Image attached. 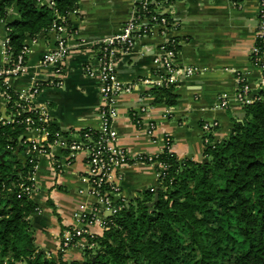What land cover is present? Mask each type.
I'll use <instances>...</instances> for the list:
<instances>
[{
	"label": "crops",
	"instance_id": "crops-1",
	"mask_svg": "<svg viewBox=\"0 0 264 264\" xmlns=\"http://www.w3.org/2000/svg\"><path fill=\"white\" fill-rule=\"evenodd\" d=\"M51 0H46L50 2ZM260 0H245L237 6L232 0H182L165 5L160 14H168L176 31L163 35L161 27L142 40L129 54L122 55L117 64L118 80L131 86V91L118 98L119 116L114 122L120 147L134 155H158L164 146V136L171 135L173 153L180 161L205 159L206 139L219 142L229 136L232 120L241 121L243 108L236 101L237 74L247 76L252 85L262 77L260 69L251 61V51L256 43ZM133 0H80V8L67 18L72 37L68 42L72 51L64 66L62 88L47 89L37 98V106H45L51 122L62 136L85 129H99L101 120V81L90 78L84 68L90 65L98 70L96 43L118 34L130 19ZM18 11L10 10L9 21L18 19ZM6 24L0 25V39L7 37ZM59 35L42 32L26 43L32 53L28 58L29 73L11 81L15 92L28 89L32 75L45 81L54 78L53 71L40 66L42 57L54 49ZM175 38L179 42L176 63L180 66H196L207 72L185 79L175 90L177 105L154 103L149 87L142 79L155 70L153 57L162 44ZM85 41V45H79ZM226 95L230 108L221 110L217 97ZM147 107L142 114L144 121L157 124L156 138L150 139L138 128L133 112ZM218 122L210 133L203 130L205 123ZM62 167V172L59 168ZM87 156L84 153L72 157L59 146L38 160L36 192L34 199L39 211L32 217L35 229V245L47 259H57L62 241L75 226V215L91 211L96 199L88 193L83 183L87 175ZM159 178L154 166L136 163L125 167L118 180L120 199L124 204L140 198L146 190H158ZM90 232L100 233L97 227ZM78 248L65 252L68 264L82 261L86 241ZM22 263V262H21Z\"/></svg>",
	"mask_w": 264,
	"mask_h": 264
},
{
	"label": "trees",
	"instance_id": "trees-1",
	"mask_svg": "<svg viewBox=\"0 0 264 264\" xmlns=\"http://www.w3.org/2000/svg\"><path fill=\"white\" fill-rule=\"evenodd\" d=\"M45 1L0 0V22L16 54L29 38L48 33L80 8V0ZM232 1L240 6L245 0ZM14 7L18 19L9 21ZM175 90L160 87L150 94L154 103L174 107ZM260 96L242 107L244 116L232 120L228 137L206 145L202 161H180L168 151L155 157L167 166L158 181L159 200L150 207L156 190H146L124 204L108 218L105 232L89 239L95 248L84 249L83 260L71 264H264V92ZM49 129L59 133L54 123ZM22 136L21 126H0V264H68L65 251L47 259L35 245L32 217L39 204L21 189L33 169Z\"/></svg>",
	"mask_w": 264,
	"mask_h": 264
},
{
	"label": "built area",
	"instance_id": "built-area-1",
	"mask_svg": "<svg viewBox=\"0 0 264 264\" xmlns=\"http://www.w3.org/2000/svg\"><path fill=\"white\" fill-rule=\"evenodd\" d=\"M152 6L155 7L153 10ZM164 6L155 0H133L130 19L123 25L121 31L96 43L99 69L95 70L87 65L84 70L90 78L97 77L101 81V105L98 113L101 127L73 132L68 136H62L61 133L54 135L49 129L52 122L48 109L35 104L43 91L62 88L64 85V66L72 51L68 38L74 36L69 31L67 20L60 18L62 24H55L49 30L48 33L56 32L59 38L55 48L48 51L40 61L42 68L53 71L54 78L41 81L32 75L28 89L23 92L13 91L11 81L29 73L28 58L32 49L25 43L22 51L16 54L7 27L5 28L7 37L4 40L0 39V126L15 125L23 128L22 138L28 145L26 157L33 166L27 183L21 185L22 191L34 197L37 189L38 160L42 155H48L54 146H59L72 157L80 153L87 156V175L82 181L90 188L88 193L96 199V203L90 212L75 215V226L62 241L60 251L78 248L81 245L80 241L84 240L86 245L80 248L83 250L95 248L89 239L101 236L108 227V218L118 215L124 209V200L119 198L121 187L118 180L125 167L146 160L149 165L154 166L155 171L159 170L156 171L158 178L167 170L165 164L154 161V158L164 151L173 152L171 135L164 136V146L158 155H134L120 147L119 137L114 128V122L119 116L118 98L129 93L132 88L118 80L116 72L118 61L122 55L133 51L142 40L149 38L155 27H161L163 35L176 31V25L159 12ZM1 24L5 23L0 22ZM85 44L86 42L82 41L79 45ZM178 45L177 39L171 38L159 47L153 57L156 70L142 79L146 87L177 88L185 79L207 72V69L202 67L177 65ZM251 61L255 68L260 69L262 77L258 83L252 85L247 76L237 74L236 101L241 107L261 101L260 93L264 92V0H260L259 3L256 43L251 51ZM11 92L17 97L14 98ZM150 96L153 97L151 94ZM217 103L221 110L230 108L226 95L217 97ZM147 111V107H142L133 112L132 116L138 128L143 129L153 140L157 137V124L152 120L142 119V114ZM218 126L219 123L216 121L205 123L203 130L210 133ZM206 144H211L208 138ZM58 168L59 172H62L63 168ZM89 227H97L100 233L90 232Z\"/></svg>",
	"mask_w": 264,
	"mask_h": 264
},
{
	"label": "water",
	"instance_id": "water-1",
	"mask_svg": "<svg viewBox=\"0 0 264 264\" xmlns=\"http://www.w3.org/2000/svg\"><path fill=\"white\" fill-rule=\"evenodd\" d=\"M21 140H23V138H21ZM16 154H19V151H16ZM5 155L1 156V158L3 159ZM19 158L22 159L23 161V165L25 166L26 164V159L22 156V155H19ZM159 200V194H158V190H156V195H155V200L153 203L149 204L150 207H153L154 204Z\"/></svg>",
	"mask_w": 264,
	"mask_h": 264
},
{
	"label": "rangeland",
	"instance_id": "rangeland-1",
	"mask_svg": "<svg viewBox=\"0 0 264 264\" xmlns=\"http://www.w3.org/2000/svg\"><path fill=\"white\" fill-rule=\"evenodd\" d=\"M8 159V158H7ZM9 160V159H8ZM203 160V159H202ZM143 197V195L141 194V196H140V199Z\"/></svg>",
	"mask_w": 264,
	"mask_h": 264
}]
</instances>
